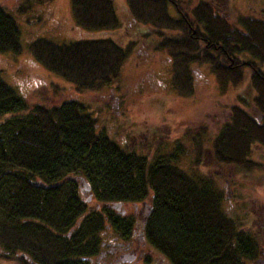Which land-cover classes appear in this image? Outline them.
<instances>
[{
  "label": "trees",
  "instance_id": "trees-1",
  "mask_svg": "<svg viewBox=\"0 0 264 264\" xmlns=\"http://www.w3.org/2000/svg\"><path fill=\"white\" fill-rule=\"evenodd\" d=\"M126 2L135 20L161 32L155 47L169 55L179 94L193 92L195 61L208 64L221 89L240 82L248 69L258 115L232 104L210 151L219 163L255 165L251 144L264 146V18L239 13L231 21L216 0ZM70 10L84 28H115L120 22L112 0H70ZM19 35L16 19L0 4V50L19 52ZM28 49L79 88L115 76L128 53L112 36L64 42L37 36ZM6 113L0 118L1 257L18 264H102L91 257L114 241L117 258L137 217L112 203L148 196L141 233L171 264H262L264 236L240 227L223 209V191L210 176L180 167L172 154L150 159L121 146L96 128L84 101L31 104L0 74V116ZM79 177L101 205L90 206ZM109 230L117 240H106Z\"/></svg>",
  "mask_w": 264,
  "mask_h": 264
},
{
  "label": "rangeland",
  "instance_id": "rangeland-1",
  "mask_svg": "<svg viewBox=\"0 0 264 264\" xmlns=\"http://www.w3.org/2000/svg\"><path fill=\"white\" fill-rule=\"evenodd\" d=\"M112 2L120 19L119 25L91 29L80 26L72 18L70 0H0L17 21L21 44L19 52L0 50L1 76L31 104H52L68 98L82 100L95 117L96 128L121 146L144 153L150 159L158 154H172L180 167L210 176L214 185L223 191V209L238 221L240 227L259 237L264 236V146L251 144L249 156L256 164L246 168L216 162L210 151L211 138L228 118L232 104H240L258 115L251 99L254 90L249 86L248 69L240 82L221 89L208 64L195 61L191 64L193 92L179 94L171 83L169 55L164 49L155 47L161 32L148 22L135 20L126 0ZM216 2L219 11L231 21L239 13L264 18V0ZM162 32L167 33V30ZM37 36L56 42L112 36L127 45L128 53L115 76L97 87L79 88L34 58L28 43ZM79 184L91 207L101 205L82 177H79ZM148 201L146 196L139 201L112 203L123 211L135 212L134 233L129 243L118 250L120 256L113 255L115 242L112 245L107 242L91 257L92 262L171 264L141 233L140 224ZM114 235L109 230L105 238L117 240ZM258 239L262 241L263 238ZM261 262L264 264L262 256ZM0 264L18 263L0 256Z\"/></svg>",
  "mask_w": 264,
  "mask_h": 264
},
{
  "label": "flooded vegetation",
  "instance_id": "flooded-vegetation-1",
  "mask_svg": "<svg viewBox=\"0 0 264 264\" xmlns=\"http://www.w3.org/2000/svg\"><path fill=\"white\" fill-rule=\"evenodd\" d=\"M122 259H123V257H122Z\"/></svg>",
  "mask_w": 264,
  "mask_h": 264
}]
</instances>
